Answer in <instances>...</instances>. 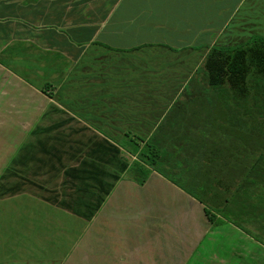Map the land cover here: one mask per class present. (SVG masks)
I'll use <instances>...</instances> for the list:
<instances>
[{
    "label": "crops",
    "instance_id": "obj_1",
    "mask_svg": "<svg viewBox=\"0 0 264 264\" xmlns=\"http://www.w3.org/2000/svg\"><path fill=\"white\" fill-rule=\"evenodd\" d=\"M260 39L264 0H0V140H12L0 145V153L12 156L0 165V264H54L41 254L51 246L33 243L35 235L47 234L52 210L74 220L70 234L78 239L89 236L92 247L105 241L106 264H134L141 251V264H264V148L214 211L194 196L200 186L172 182L154 169L138 183L128 179L129 164L110 189L103 186L101 202L98 196L93 206H76L75 198L63 197L68 181L91 175L102 158L113 159L114 148L104 140L114 136L106 130L131 129L127 107L161 106L168 86L177 98L185 65L194 79L201 67L195 63L212 50L235 52L237 59L245 50L249 75H264ZM159 47L170 51V64L156 69L169 71L166 84L131 83L128 66H100ZM114 73L128 74V83L115 84ZM216 89L215 101L196 98L194 89L192 101L169 116L181 126L156 137L171 147L185 139L178 156L194 158L187 178L199 162L195 155L214 150L198 142L247 137L239 125L245 103L228 84ZM215 106L225 115L214 114ZM152 129L144 138L153 136Z\"/></svg>",
    "mask_w": 264,
    "mask_h": 264
},
{
    "label": "rangeland",
    "instance_id": "obj_2",
    "mask_svg": "<svg viewBox=\"0 0 264 264\" xmlns=\"http://www.w3.org/2000/svg\"><path fill=\"white\" fill-rule=\"evenodd\" d=\"M170 59V51H166L163 47H159L149 51H144L141 54H136L131 57L125 56V58L119 59L111 58L105 60V62L102 60L100 66L104 65L105 67H114V69L121 66H128L131 70L129 74L131 83L138 81L144 82L146 85L153 86L169 83L168 81L166 82V80L170 78V73H168L169 71H156V69H161L166 67V65H169ZM143 60H148L149 63L144 64ZM205 61L206 59L203 61V58H201L197 63H195L196 70L200 66L201 67L194 79L192 78L191 67H187L185 65L184 75L181 76L182 85H184V87L182 89L183 91L177 94V98L175 97V87L172 89L168 86L166 90L167 97L163 101V104L158 108L150 104H147L146 107H135L134 109L130 108V106L127 107L128 110H132L133 120L136 121V123L131 124L132 128H125L127 131L116 129L114 134L107 132L108 130H106V133L110 136H114V138L112 137L109 141L104 140L105 143L114 148L113 159L108 157V160L104 162L102 158V162L104 163L100 162L98 166H94L91 175L87 176L84 174L85 172H81L84 174L82 179L76 178L74 184H70L68 181L65 185L66 187H64L65 196H63V194L62 196H67L68 200L75 198L76 206L81 205V202L83 206L86 204L88 206H93L95 199L98 198V196L100 197L98 200L101 202V198L104 193L103 186L110 189V184L114 181L113 179L115 176L118 175V173H121V171L126 168L128 164L130 165L127 169V174L129 176L128 179L132 178L129 175V169L136 162L142 164V166L150 170H156L172 182L182 183L183 180L184 182L190 181V186L192 187L193 183L200 186L202 191L196 192V195L194 196L200 199L202 203L208 205L209 210H213V208L215 209V207H218L219 203L222 202L224 198L234 189L240 176L242 175V170L246 169L249 163L252 162L253 156L256 155L259 149L262 148L264 142L262 143L258 138L253 139L245 136L239 140L215 138L206 139L203 144L198 142L201 144L202 148L206 149V146H211L214 150L212 152L208 151L207 156L204 151L195 155L196 159H199V162L193 164L191 171L188 173L189 177L187 178L185 169L188 163L193 162L191 159L194 160V158L191 156L186 161L185 156L184 158H182V156H178L181 148L186 146L185 139L177 141V144L171 147L173 143H169L167 139L166 146L163 144L162 138H156L157 136H170L172 131L177 129L178 126H181L179 123L174 124L170 122L169 116L176 114L177 106L179 104L192 101V92L194 89H196V98L206 99L211 96V98L208 99L211 101H215L213 99L217 98V96L213 94V90L217 89L214 88V85L209 84L208 73L204 67ZM111 77L115 84L128 83V74L124 76L121 73H114ZM185 84H188V86H185ZM206 85L210 87L211 90H208L210 93H207V91H205V93L198 91ZM130 99L133 102L136 101L133 94ZM259 101L261 100L258 97L255 100H252L253 105L249 106L251 107V116L249 114L240 115L241 124L239 125L243 127L244 131L248 128L253 129L251 127L255 123H262L255 122L256 119H262V121H264V113L257 110V104ZM103 110H107L108 113L118 112L117 108H103ZM213 110L216 115H225V112L221 107L219 108L218 106H215L213 107ZM148 115L150 116L149 119ZM115 117L117 119L118 116ZM147 121L154 123L151 133L153 136L150 135L149 137L143 138L141 136L144 134H141V132H144L145 128L147 132L146 134H149V130L147 129L149 126L146 127V125L149 124ZM127 125L128 124H126V127ZM108 126L110 127L112 124H109ZM218 127L222 133L221 124H218ZM154 131L157 132L154 133ZM137 134L140 136L137 137ZM238 134L241 133L237 132L236 136H238ZM11 143V139L0 140V145L3 147L9 146ZM165 152L167 154H164ZM165 156H169L170 159H165ZM11 157L12 156L10 155L9 150L8 152H1L0 165L6 163L5 166H7L9 164L7 162H10ZM172 157L173 159H171ZM166 162L173 164L168 166L170 169L164 167L163 164ZM236 164L239 165V170L233 169ZM179 178L182 180L180 181ZM96 184H99V187H97L98 190L95 189ZM95 193L98 195H95ZM120 195L119 191H115L113 194L114 197H120ZM130 204L136 206L137 202L132 201ZM208 209H204L207 216L209 215ZM34 222H38V219H35ZM73 226L74 220H72L69 216L52 210L49 220H45V229L47 230V234L35 235L33 243L36 245L46 244L51 246L49 249L41 252V254L44 257L48 256L49 258L46 257V259H49L54 264H106V258H108V250L106 248L107 243L105 241L101 243L94 242V247H92V242L89 236H84L83 238L78 239L77 234H70V228ZM60 230H63L64 233L58 234ZM36 256H39L38 252H36ZM143 259L144 255L141 251L136 257H134L132 262L134 264H141V260Z\"/></svg>",
    "mask_w": 264,
    "mask_h": 264
},
{
    "label": "trees",
    "instance_id": "obj_3",
    "mask_svg": "<svg viewBox=\"0 0 264 264\" xmlns=\"http://www.w3.org/2000/svg\"><path fill=\"white\" fill-rule=\"evenodd\" d=\"M244 54H245V50H239L237 54L239 59H237L235 52H233L232 54L227 53V54L222 55L221 51L214 49L207 55L204 67L208 73L209 84L214 85V88H218L219 86H221V84L230 85V88H231L230 91L233 94L237 95V99L241 98L243 102L245 103V105L241 107L242 114L244 115L249 114L251 116L252 115L251 107H249V105H246V104L248 103L249 100H252V99L255 100L257 97L261 100L257 104L258 105L257 110L262 111V113H264V75H259V76L249 75L248 68L245 67L246 58ZM238 61H241L243 64L241 67ZM258 79L260 80V83H258ZM167 81L169 82L170 78L167 79L166 82ZM235 87L238 88L237 92L233 89ZM131 108L134 109L135 107L131 106ZM149 117L150 116L148 115V119ZM255 122H262V123L256 124ZM255 122H254L255 124H253V126L251 127L253 129L248 128L244 131V133L246 134L247 137H250L252 135L258 136V139H260L261 142L263 143L264 142V121H262V119L261 120L256 119ZM134 123H136V121H134ZM147 123L149 124H147L146 127L149 126L147 129L150 132L151 129L153 128L154 123L148 122V121ZM146 133L147 132L145 128L144 133L141 132V134H144L141 137L144 138L146 136L145 135ZM137 135H136L137 137L140 136L139 134ZM253 139H256V138H253ZM262 148H264V143H263ZM249 166H250V163L248 167ZM248 167L242 170V175H246L248 173ZM148 174H149V169L142 166V164L140 163L135 162L129 169V175L132 177V179H134L138 183H143L145 179L147 178Z\"/></svg>",
    "mask_w": 264,
    "mask_h": 264
}]
</instances>
